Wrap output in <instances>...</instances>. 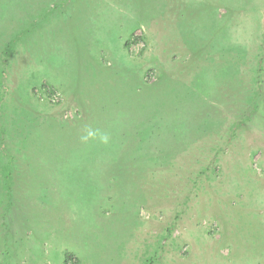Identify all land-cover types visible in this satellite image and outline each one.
<instances>
[{"label":"rangeland","instance_id":"1","mask_svg":"<svg viewBox=\"0 0 264 264\" xmlns=\"http://www.w3.org/2000/svg\"><path fill=\"white\" fill-rule=\"evenodd\" d=\"M92 1L93 72L85 0H0L1 264H264V0Z\"/></svg>","mask_w":264,"mask_h":264},{"label":"crops","instance_id":"2","mask_svg":"<svg viewBox=\"0 0 264 264\" xmlns=\"http://www.w3.org/2000/svg\"><path fill=\"white\" fill-rule=\"evenodd\" d=\"M103 4L105 3L98 1V3L96 2L93 5L92 0H85V3L83 2V4H77L76 2H73L72 12L68 14L71 15L72 21L68 20V25H66L68 35L69 37H72L73 46L76 47L77 45H79L82 48V60H84L85 64H87V66H85V69L89 68L92 72L98 70L100 61L101 63H103V61L100 59L101 55L104 53H108L107 50L105 52L101 51L99 48V46L104 48V46H102L100 42L101 39L105 36L104 32L106 33V31H110L109 29L113 30L115 26L121 28V23H118L115 18L109 19L105 22L102 20L103 16L100 14V12L102 10L101 7ZM130 11L131 10H129V14H131ZM125 19L127 18H122V26L125 23ZM102 21L104 22V24ZM142 23L144 22L141 19V24ZM101 25L104 27V29H101ZM78 54L80 53L78 52ZM37 155L38 156L29 159V161L31 160L30 165L36 167V173L41 170L42 166L48 164L42 161V159H48V157H45V154H42L43 157H41V154ZM10 255L11 254L0 255V264L4 260L5 256L7 258L10 257Z\"/></svg>","mask_w":264,"mask_h":264},{"label":"trees","instance_id":"3","mask_svg":"<svg viewBox=\"0 0 264 264\" xmlns=\"http://www.w3.org/2000/svg\"><path fill=\"white\" fill-rule=\"evenodd\" d=\"M50 15H51V13H50ZM52 16V15H51ZM18 36L19 35H17V36H15V37H13L8 43H7V46H6V50L4 51V55L5 56H9L10 55V53H13V50H14V43L17 41V38H18ZM126 43V42H125ZM127 44V43H126ZM1 64V63H0ZM5 74V72L2 70V68H1V65H0V76H3ZM8 169L11 167V165L10 164H8ZM9 171V172H8ZM7 175H6V183H4L5 185V188H6V190L7 191H11V189H12V186H11V184H12V182H11V175L9 174V173H12L11 171H10V169L9 170H7ZM8 177V178H7ZM8 179V180H7ZM72 256H73V254L72 253H70V252H66L65 253V264L66 263H68V261H69V259L70 258H72Z\"/></svg>","mask_w":264,"mask_h":264},{"label":"built area","instance_id":"4","mask_svg":"<svg viewBox=\"0 0 264 264\" xmlns=\"http://www.w3.org/2000/svg\"><path fill=\"white\" fill-rule=\"evenodd\" d=\"M59 95H60V93H58V92L55 93V94L53 93V98H54V99H59Z\"/></svg>","mask_w":264,"mask_h":264}]
</instances>
